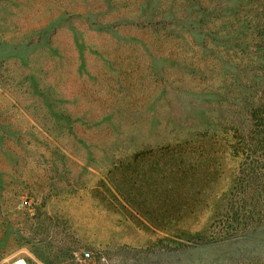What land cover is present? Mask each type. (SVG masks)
Masks as SVG:
<instances>
[{
    "label": "rangeland",
    "instance_id": "obj_1",
    "mask_svg": "<svg viewBox=\"0 0 264 264\" xmlns=\"http://www.w3.org/2000/svg\"><path fill=\"white\" fill-rule=\"evenodd\" d=\"M263 105L264 0H0V264H264Z\"/></svg>",
    "mask_w": 264,
    "mask_h": 264
},
{
    "label": "trees",
    "instance_id": "obj_2",
    "mask_svg": "<svg viewBox=\"0 0 264 264\" xmlns=\"http://www.w3.org/2000/svg\"><path fill=\"white\" fill-rule=\"evenodd\" d=\"M249 121L252 124L251 134L255 136L252 140L256 142V145L251 146L249 150L256 151L264 146V105L251 111Z\"/></svg>",
    "mask_w": 264,
    "mask_h": 264
},
{
    "label": "built area",
    "instance_id": "obj_3",
    "mask_svg": "<svg viewBox=\"0 0 264 264\" xmlns=\"http://www.w3.org/2000/svg\"><path fill=\"white\" fill-rule=\"evenodd\" d=\"M92 259L91 255L89 252H84L83 253V260L84 261H90Z\"/></svg>",
    "mask_w": 264,
    "mask_h": 264
}]
</instances>
